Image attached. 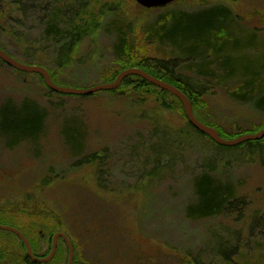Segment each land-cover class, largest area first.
<instances>
[{"label":"rangeland","instance_id":"rangeland-1","mask_svg":"<svg viewBox=\"0 0 264 264\" xmlns=\"http://www.w3.org/2000/svg\"><path fill=\"white\" fill-rule=\"evenodd\" d=\"M9 1L0 0V46L18 61H32L55 72L53 82L64 87L109 83L110 75L115 79L124 63L143 57L151 66L156 60L176 62L177 70L192 79L195 75L187 70L183 51L195 48L179 34L185 25L165 31L181 48L171 40L161 41L157 34L166 10L195 13L225 4L231 28L229 34L225 29L218 32L219 40L227 36L228 43L234 31L250 32L254 34L250 44L239 45L244 54H264V0H174L166 9H148L136 0H63L74 3L69 10L81 8L92 30L69 53L66 48L59 52L71 35L56 42L44 32L40 7L49 0H23L24 10L6 22ZM29 7L35 11L29 13ZM119 28L127 46L122 53L116 51ZM64 56L71 57L69 65L58 67L56 60ZM260 58L263 61L264 56ZM215 80L201 100H190L195 116L201 113L227 139L264 122L238 97L240 78ZM158 90L133 85L115 93L63 94L53 92L39 74L20 71L0 59V222L28 233L31 250L38 255L50 252L54 233L66 231L83 258L100 247L101 239L106 240L101 250L106 245L109 256L118 246L139 249L142 264L152 263L150 257L156 254L161 259L156 264H175L180 259L186 263L194 255L217 264L222 254L238 263L264 264V137L251 153L246 146L220 147L209 136L195 134L183 104ZM24 100H34L44 112L35 141H16V135L2 130L7 122L17 123L16 111H26L14 106ZM6 140L16 143L10 146ZM202 172L217 183L231 185L241 202L225 213L190 218L187 207L197 200L194 178ZM58 216L61 229L55 230L52 220ZM92 227L98 229L96 236L92 231L85 239L83 231ZM20 242L14 232L0 229V264H11L15 259L11 254L24 252ZM57 242L52 258L59 255L52 264H66L67 244L62 238Z\"/></svg>","mask_w":264,"mask_h":264},{"label":"trees","instance_id":"trees-1","mask_svg":"<svg viewBox=\"0 0 264 264\" xmlns=\"http://www.w3.org/2000/svg\"><path fill=\"white\" fill-rule=\"evenodd\" d=\"M73 4L71 5V1L63 2L62 0L57 2L56 0H51V1L49 0L46 1L40 7V9L43 10V15L41 19L45 23L44 32L46 33L48 38H53L56 42H58L59 37L65 36L64 39H67L71 35L69 39L64 40L65 43L63 44V47L62 49H60L61 51L59 53H61L62 50H64L65 48L67 49L68 53L69 51H74L77 45L80 43L79 41L82 39V37H85L86 35L91 34L92 32L91 24H89L88 19L84 15V12L83 13L80 12L81 8L77 7V8H73V10L72 9L69 10L68 6L69 5L73 6ZM61 5L63 6L61 7ZM23 6L24 7L26 6L23 0H10L9 8H7L6 22L8 17L10 19L11 17L14 18L16 16V13L19 11V9H22L23 11L24 10ZM168 7L169 6L162 7V9H166ZM62 9L63 12L62 13L59 12ZM28 11L29 13H31V11L34 12L35 10L29 7ZM230 17H231V13L229 12L228 6L220 3L216 5L207 6L202 10L195 11V13H187L185 11L178 13L169 10L162 12L160 19L161 22L163 23L162 25H159L161 27L158 26L161 29L159 28H158L159 30L157 29L158 31L157 34H159V38L161 41L171 40L170 42L173 45L181 48L180 44L173 42L174 39H168V37L165 34V31L168 30L170 27H172V31H173L174 28L176 29L178 26L183 27L185 25V28L183 30L184 32L182 33L179 32V34L184 37L183 40L189 41V43H192V47L195 48L194 50H190V51H187V48H185V50L183 51L184 55L186 56V59H188L186 66H188L189 69L187 70H190V72L194 73L195 75L192 77V79L191 77L186 79L185 77L188 74L186 76H183L182 71H180L179 68L177 70L178 63L176 62L172 63L169 61L163 63L161 61L156 60V62H154L156 64H153L151 66L147 64V61H145L146 60L145 57L141 58L140 60H132L130 59L131 55L129 56L130 60L124 63L121 66V69L131 68L133 66L143 68L147 72L151 73L152 75L153 74L156 75L157 77L163 79L164 81L167 80L169 82H172L175 86H177L184 93H186V95H188L191 101L201 100L200 98L205 93L204 91L207 90L209 83L211 81H214L215 78L216 79L219 78V80H223L225 78L238 77L241 79L240 82L242 85L241 92L240 91L238 92V97H240L242 100L244 99L245 101H247V103L250 104L253 110L258 111L264 117V59L262 61V59L260 58L263 57L264 54L262 56L260 55V57L258 56L259 58L250 57L244 54L241 48L242 46L239 45L241 42H244L245 45L250 44L249 42L254 37V34L250 32L248 33L243 32L242 34V32L234 31L233 33H231L233 37L229 40L228 43H225V39H227V36L223 38L224 40L222 41L219 40L220 37L216 35L218 32L225 29V31L229 34L228 30L231 27L229 23L227 24V22L229 21ZM14 21H16V18ZM62 23L64 26L63 25L61 26ZM118 30L120 32V37L118 39L119 44L117 46L116 51L118 53L119 52L122 53L124 52L123 51L124 48L125 47L127 48V46H125L126 40H124L125 33L122 28H119ZM1 31L3 32L4 30ZM175 35H177V33H175ZM189 55L192 56L190 57ZM123 57L124 56H121L120 58ZM248 58H252V60L249 61ZM245 59L248 61V64H246ZM70 60L71 57L69 56H64V58L60 57L58 58V60H56V64L58 65V67L59 66L65 67L66 65H69ZM31 62H26V63L31 64ZM54 75L55 72L52 73V71H50V76L52 77L53 81H55V78L57 77ZM113 77L114 75H110L109 79L114 80ZM215 82L217 81L215 80ZM120 84L121 85L118 89H121L123 86L125 87V86H133V85H135L136 89L143 88L144 85L153 87L155 89L158 88L156 85L148 83L144 78H141L134 74H131V76L124 78ZM118 89L116 90L113 89L106 92L108 93L119 92ZM158 91L160 93H167L168 95L179 100L175 95H173L167 90L159 89ZM179 103L181 104L180 100ZM7 104H10V102H7L2 105H7ZM14 106L15 108H24L23 110L26 111L25 112L16 111L15 122L17 123L13 125L10 122H7V124L9 125L6 124L7 125V126L5 125L6 127L4 125L2 127L3 133H5L6 135H8V133L9 134L13 133L14 135L17 136L16 141L22 140L23 138L35 141L41 133L40 131L43 126L41 120L42 121L44 120V112L37 107V104L34 102V100L33 101L24 100L20 105L17 106L14 104ZM28 107H32L34 108V110L26 109ZM182 111L184 113L183 108ZM200 114H198V116H200V118L202 119ZM198 116L196 115V117ZM37 118L39 119V121L37 120ZM5 120L7 119L5 118ZM26 121L29 122L28 125L25 124ZM202 121L205 122L204 119H202ZM187 122L188 125H191L188 120ZM21 124H23V126ZM206 124L212 125L213 123L210 121L209 123ZM191 126L195 134H203L201 131L199 132L197 129H195L193 125ZM263 127H264V122L261 123V125L256 127L255 129H245L244 131H239L236 134L243 135L244 133H248V132L255 133L256 131L260 130ZM208 138L210 139V137ZM8 141L9 140H6V143L10 146L16 143L15 141L13 142V144H10L8 143ZM258 142H260V140L244 141L243 143L234 146H220V147L234 149V148H241L243 146L244 147L246 146L247 148H249L248 152L251 153L253 152V147L256 146ZM194 180H195L194 187L197 193V200L195 204H192V206L187 207V214L190 218L193 217L204 218L208 216H214L215 214L225 213L227 209L230 210L232 208L233 203H236V201L241 202L239 197L237 195H234L232 190L233 187L231 185H226V184L223 185L217 183L216 179L212 177L208 172H202V174L194 178ZM59 218L60 217L58 216L56 218L57 220L54 219L52 220V226L55 230L61 229V225L58 223V220H61ZM45 223L48 224V221H46ZM63 228L65 227L63 226ZM90 229L91 230L85 229L83 231L85 239H88V236H91L92 231H93V235L96 236L98 229H96V227H92ZM21 232H23L25 237L29 239L30 242L29 234L23 231V229H21ZM66 234L68 235V233ZM68 236L70 238V234ZM70 240L72 241L75 252L72 262L73 264H142L141 262L143 261L144 258L143 255L141 254V251L137 252L139 249L137 250L135 248L136 253H134L135 249L132 247H128V249H125V247L118 248L119 247L118 246L115 249L116 252H114V255L111 256H109V254L106 255L105 254L106 251L107 252L109 251L108 247L105 245L104 251L101 250V247H103L102 245L103 243H105L106 240L103 241L101 239H98V242L100 243V247H97L95 250L89 253L87 257L85 256L83 258L80 257V255L77 252V248H78L77 242L74 241L73 239ZM20 243L22 245L24 252L11 254L12 248L9 247L8 249L9 252L7 253H9V255L11 254L15 258V259H11V262H13L11 264H52L53 261H55L56 257H58L59 255L57 253L51 259L50 262L37 263L34 262L26 254L24 243H22V241ZM2 248L6 250L4 246ZM48 254L49 252L40 255L46 256ZM35 255L40 256L38 254ZM222 255L223 256L220 258V261L217 264H244V263H238V261L235 260L233 257L225 256L224 254ZM191 258L192 259L188 262L186 261V263H184L185 259L183 260L180 259L179 262H176L175 264H210L208 262L205 263V261H203V259L198 255H194ZM156 260H161L158 259L157 254L155 256L150 257L149 261H151L152 263H146V264H153V263L156 264L155 263ZM160 264H164V263L161 262Z\"/></svg>","mask_w":264,"mask_h":264},{"label":"water","instance_id":"water-1","mask_svg":"<svg viewBox=\"0 0 264 264\" xmlns=\"http://www.w3.org/2000/svg\"><path fill=\"white\" fill-rule=\"evenodd\" d=\"M174 0H136L138 4L145 8H160L161 6H166L167 4L171 3ZM0 59L3 60L7 65H11L12 67L17 68L18 70H22L29 73H38L41 76L44 77L45 84L47 87H49L52 91H56L63 94H72V95H88L99 91H110L112 89H115L119 87L121 84V81L127 77L131 76V74L137 75L141 78H144L149 83L155 84L157 87L163 90H167L173 95H175L183 104V110L184 114H186L187 120L191 125L195 127L199 132L201 131L203 134L209 136L212 138L218 145L220 146H234L236 144L242 143L244 141H253L258 140L264 137V127L260 130L256 131L255 133H244V135L234 137L233 139H226L224 137H221L219 135L217 129L213 126H209L198 120L193 114L192 111V103L188 97L180 88L175 86L173 83L164 81L160 78H158L155 75L150 74L149 72L145 71L143 68L139 67H131V68H125L119 72V74L115 77L113 81H110L109 83H98L97 85L88 86V88H80V87H71V86H60L52 81L51 76L49 75V72L46 67L39 66L36 64H26L22 61H18L13 56L8 55L2 48H0ZM0 229L2 230H8L11 232H14L16 235L19 236L22 243L25 245V252L28 254V256L37 263L40 262H47L51 260L52 256L55 254V249L57 247V240L59 238H63L64 241H66L67 248H68V258L66 261V264H73V245L70 241L69 237L63 232H56L53 234L51 242L52 246L50 249V254L47 256H36L32 253L30 243L27 241V238L25 235L18 229L8 224H2L0 223Z\"/></svg>","mask_w":264,"mask_h":264}]
</instances>
